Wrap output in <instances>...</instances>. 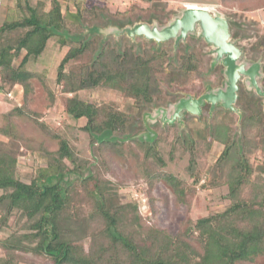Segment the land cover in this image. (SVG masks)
<instances>
[{
    "label": "trees",
    "instance_id": "trees-1",
    "mask_svg": "<svg viewBox=\"0 0 264 264\" xmlns=\"http://www.w3.org/2000/svg\"><path fill=\"white\" fill-rule=\"evenodd\" d=\"M138 1L149 5L131 3L114 13L105 5L88 6L87 0H13L5 6L11 15L0 23V93L18 102L0 113V231H8L0 237V264H15L19 253L48 264H255L264 258L262 99L238 83L240 117L216 106L199 137L178 133L174 124L144 125L146 111L194 90L202 62L184 42L174 51L173 45L142 36L102 34L108 26L122 29L154 20L163 25L171 18L162 1ZM49 39L67 50L56 68L55 89L42 73L44 90L66 117L84 120L80 130L88 135L90 160L79 161L67 132L49 127L29 107L34 73L26 65L42 54ZM261 45L251 49L264 59ZM94 88L116 92L118 100L79 98V91ZM129 102L136 114L124 109ZM187 116V121L193 118ZM16 117L30 119L57 145L45 151L44 165L29 181L17 176ZM170 132L169 160L175 151L188 156L183 173L166 169L159 147ZM215 143L221 146L217 155L212 154ZM109 155H127L137 163L149 205L151 191L161 181L180 203L197 188L225 186L227 204L182 221L183 228L171 233L146 219L141 199H120L106 176Z\"/></svg>",
    "mask_w": 264,
    "mask_h": 264
},
{
    "label": "rangeland",
    "instance_id": "rangeland-1",
    "mask_svg": "<svg viewBox=\"0 0 264 264\" xmlns=\"http://www.w3.org/2000/svg\"><path fill=\"white\" fill-rule=\"evenodd\" d=\"M166 4V8L171 12V20L174 16H177L180 11L189 5L204 6L215 12H219L221 15L227 18L231 26V40H233L243 51V59L249 63L253 61H260L261 63V76L258 79L259 84L264 88V59L263 53L251 49L255 44H261L264 48V0H160ZM13 0H0V23L4 18L10 16L11 13H6L5 6L12 4ZM131 3L139 5V7H148L149 4L142 3L138 0H87V5L92 4L99 7L105 5L110 13H114L116 10L129 9ZM13 17V16H12ZM168 20V21H169ZM155 21V20H154ZM167 21V22H168ZM143 22V21H140ZM153 22V21H152ZM166 22V23H167ZM156 23V21H155ZM164 23V24H166ZM136 24V23H135ZM157 24L160 26L162 24ZM131 26V25H127ZM117 30H120L113 26H108L102 30V34L113 35L117 38L120 35ZM198 32V30H197ZM197 32L186 38L185 44H189V48L200 57L202 62V71L199 72L198 78L195 80L194 90L188 92H182L181 97L186 94L193 96H199L209 88H215L221 86L224 80L222 73L223 66L220 63L212 64L213 54L211 52V46L208 45L202 38L198 37ZM126 35V34H125ZM127 36V35H126ZM173 39L166 41L167 45H173ZM67 50V47L59 46L55 40L49 39L47 47L42 54L33 61H30L26 68L33 71L32 77L33 92L31 94V101L29 107L39 113L41 116L39 120L47 123L49 127L63 129L67 132L71 147L77 156L79 161L90 160V152L88 149V135L86 132L80 130V126L83 125V119L74 120L66 117L61 109V104L56 101L51 104L46 91L44 90L42 82L43 78L53 90L56 88L55 76L56 68ZM175 51V49H173ZM255 53H254V52ZM263 66V68H262ZM221 70V72L219 71ZM214 73V75L212 74ZM38 74L40 76H38ZM221 74V75H220ZM238 83H241L246 89L243 79ZM247 90V89H246ZM256 95L257 93L252 89ZM18 95L17 90L12 91V96ZM79 98L89 101H95L100 103L103 100H118L116 92L109 91L107 89H84L78 92ZM259 96V95H257ZM260 97V96H259ZM17 98V97H16ZM18 99V98H17ZM262 107L263 98L261 97ZM18 101L13 97L6 96V94L0 93V113L7 112L13 108ZM175 102V101H174ZM158 105L152 107L144 114V125L148 126L154 123L158 125H166L170 123H163L162 117H169L168 111L165 115L157 113L159 107H168L169 104ZM209 104H205L202 107L207 109V114L203 115V111L200 115H192L187 121V113L183 118L175 120L173 128L178 127V133L180 130L190 132L193 136L199 137L204 134V123L209 122L211 114H209ZM220 106V105H217ZM216 107V106H215ZM222 107V106H221ZM223 108V107H222ZM127 112L133 114L137 113V109L127 104L124 108ZM215 109V108H214ZM213 109V110H214ZM225 109V108H224ZM236 113V112H235ZM168 114V115H167ZM16 126L18 139L15 144L16 150L19 155V163L17 167V176L21 180L29 181L33 175L37 166L44 165L45 151L55 150L57 148L56 142L49 138L43 131L30 119L24 117H16ZM165 127V126H164ZM51 128V129H52ZM154 130V129H153ZM173 133L170 132L165 141H161L159 147L163 156L166 159V169L176 173H183V168L187 165L188 156L180 157L179 151H175V158L169 160V152L171 149V139ZM3 138L0 136V140ZM221 149L218 144H213L212 154L217 155ZM180 157V158H179ZM110 170L106 172V176L111 179L113 184L117 186V191L121 200L141 199V211L146 215V219L156 222L157 225L167 228L171 233H176L181 230V222L186 219L195 220L199 217L207 215L210 212H216L224 208L227 204V199L224 195L227 192L225 186L216 188L200 189L197 188L196 193L192 198H186L183 203L178 202L176 195L164 181L158 182L154 185L151 191L153 195V205H149L147 199L146 185L142 180L140 168L137 163L128 157H120L117 155H109ZM99 165V164H98ZM97 165V166H98ZM210 165L205 169L209 173ZM1 194V191H0ZM152 210L154 212H152ZM13 220L11 218L9 223ZM8 231H0V237L7 235ZM3 252L0 250V257H3ZM17 258L15 264H48L43 258L34 256L32 254H16ZM255 264H264V258H259Z\"/></svg>",
    "mask_w": 264,
    "mask_h": 264
},
{
    "label": "water",
    "instance_id": "water-1",
    "mask_svg": "<svg viewBox=\"0 0 264 264\" xmlns=\"http://www.w3.org/2000/svg\"><path fill=\"white\" fill-rule=\"evenodd\" d=\"M117 31L119 34H126L133 40L136 36H142L146 40H154L157 44L173 39L174 49L179 42H185L188 36L197 32L198 37L211 46L212 64H222L224 75L222 85L209 88L199 96L186 94L166 108L159 107L157 113H161V115H165L171 110L170 113L168 112L169 117L161 118L163 123L172 124L175 120L180 121L186 113L200 115L205 104L210 105L209 114L215 106L220 105L236 112L240 117V111L235 103L238 82L241 79H243L247 90L253 89L257 95L263 98L264 111V88L258 82L261 76V63L260 61L249 63L243 59L242 49L231 40L229 21L219 12L204 6H185L177 16H174L166 24L159 26L155 21L150 24L137 22Z\"/></svg>",
    "mask_w": 264,
    "mask_h": 264
},
{
    "label": "bare ground",
    "instance_id": "bare-ground-1",
    "mask_svg": "<svg viewBox=\"0 0 264 264\" xmlns=\"http://www.w3.org/2000/svg\"><path fill=\"white\" fill-rule=\"evenodd\" d=\"M189 6H193V5H189Z\"/></svg>",
    "mask_w": 264,
    "mask_h": 264
},
{
    "label": "crops",
    "instance_id": "crops-1",
    "mask_svg": "<svg viewBox=\"0 0 264 264\" xmlns=\"http://www.w3.org/2000/svg\"><path fill=\"white\" fill-rule=\"evenodd\" d=\"M9 5H11V4H9Z\"/></svg>",
    "mask_w": 264,
    "mask_h": 264
}]
</instances>
